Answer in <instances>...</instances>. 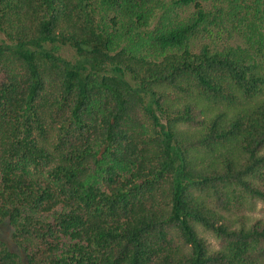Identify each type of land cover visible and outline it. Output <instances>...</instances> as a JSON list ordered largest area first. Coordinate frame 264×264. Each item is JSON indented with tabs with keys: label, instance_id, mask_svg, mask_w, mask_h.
Listing matches in <instances>:
<instances>
[{
	"label": "trees",
	"instance_id": "trees-1",
	"mask_svg": "<svg viewBox=\"0 0 264 264\" xmlns=\"http://www.w3.org/2000/svg\"><path fill=\"white\" fill-rule=\"evenodd\" d=\"M0 34V264H264V0H0Z\"/></svg>",
	"mask_w": 264,
	"mask_h": 264
},
{
	"label": "rangeland",
	"instance_id": "rangeland-1",
	"mask_svg": "<svg viewBox=\"0 0 264 264\" xmlns=\"http://www.w3.org/2000/svg\"><path fill=\"white\" fill-rule=\"evenodd\" d=\"M1 38H4L3 34H0V39ZM45 46L47 48L55 47V51L63 55L67 59H70V60L75 59L76 51L73 47L69 45H63L62 43H54V44L46 43ZM253 211H254L253 212L254 215H264V202H262L261 200H257V204ZM0 235L8 243L9 247L13 251H16L24 255V252L21 249H19L17 246H15V244L13 243L12 237H11L12 229L7 222H4L0 225ZM211 242L214 245H217V241L215 239H211Z\"/></svg>",
	"mask_w": 264,
	"mask_h": 264
}]
</instances>
